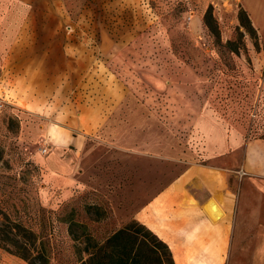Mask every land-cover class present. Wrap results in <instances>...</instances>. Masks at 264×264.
<instances>
[{
  "label": "rangeland",
  "instance_id": "rangeland-1",
  "mask_svg": "<svg viewBox=\"0 0 264 264\" xmlns=\"http://www.w3.org/2000/svg\"><path fill=\"white\" fill-rule=\"evenodd\" d=\"M14 14L0 11V205L48 239L49 264H78L88 235L122 227L97 188L67 191L86 148L198 156L206 112L264 138V38L246 0H31ZM0 264L28 263L0 248Z\"/></svg>",
  "mask_w": 264,
  "mask_h": 264
},
{
  "label": "crops",
  "instance_id": "crops-1",
  "mask_svg": "<svg viewBox=\"0 0 264 264\" xmlns=\"http://www.w3.org/2000/svg\"><path fill=\"white\" fill-rule=\"evenodd\" d=\"M79 1L60 0L64 6ZM30 4L0 0V11L12 16L6 24H13L16 8ZM246 8L264 38V0H246ZM199 129L198 156L190 149L180 154L172 142L145 148L147 142L135 141L131 152L121 138L101 152L86 148L69 162L67 178L76 187L67 191L97 188L122 226L145 225L176 264H264V138L247 140L239 128L227 132L207 112Z\"/></svg>",
  "mask_w": 264,
  "mask_h": 264
},
{
  "label": "trees",
  "instance_id": "trees-1",
  "mask_svg": "<svg viewBox=\"0 0 264 264\" xmlns=\"http://www.w3.org/2000/svg\"><path fill=\"white\" fill-rule=\"evenodd\" d=\"M69 225L70 235L77 241L73 227L78 224L72 221ZM47 242L48 239L40 237L21 219L13 218L8 209L0 205V248L28 264H49ZM83 253L86 256L81 257L78 264H176L169 246L137 220L123 225L103 240L88 235Z\"/></svg>",
  "mask_w": 264,
  "mask_h": 264
}]
</instances>
